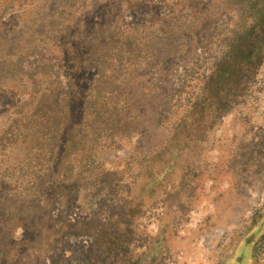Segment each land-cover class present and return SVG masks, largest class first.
<instances>
[{
	"label": "rangeland",
	"instance_id": "rangeland-1",
	"mask_svg": "<svg viewBox=\"0 0 264 264\" xmlns=\"http://www.w3.org/2000/svg\"><path fill=\"white\" fill-rule=\"evenodd\" d=\"M127 1L66 0L59 17L45 20L43 28L32 27L35 16L24 3L26 10L3 8L0 44L10 47L0 54V134L15 107L31 102L34 109L33 99L52 89L67 96L63 103L78 122L91 106L89 98L116 107L132 132L99 157L112 176L98 189L120 193L107 202L110 211L127 198L141 203L144 214L136 232L142 241L132 248L141 264H152L151 257L159 264H252V250L245 244L251 242L253 225L264 217V65L249 97L201 147L186 183L176 178L177 172L163 183L138 181L145 160L166 144L187 115L235 21L220 6L222 0H142L132 9ZM200 9L208 19L213 15L207 31L187 26L189 15ZM203 20L198 18L196 25ZM73 61L78 70L60 71V65L68 68ZM44 65L53 69H38ZM234 158L240 164H233ZM79 190L71 193L64 215L99 224V216L81 212ZM36 236L32 230L11 236L3 232L0 245L31 243ZM88 250L86 238L69 236L49 259L33 262L87 264ZM262 252L255 264H264V248Z\"/></svg>",
	"mask_w": 264,
	"mask_h": 264
},
{
	"label": "trees",
	"instance_id": "trees-1",
	"mask_svg": "<svg viewBox=\"0 0 264 264\" xmlns=\"http://www.w3.org/2000/svg\"><path fill=\"white\" fill-rule=\"evenodd\" d=\"M141 1H127V8L137 7ZM222 1L220 6L233 14L235 26L222 41L219 55L198 87L187 115L171 130L166 144L144 159L146 162L138 172V181L163 183L170 179L172 172H177L176 178L186 183V178L193 174L191 164L203 144L221 128L229 113L245 102L255 87L256 77L264 65V0ZM23 3L33 11L35 17L31 25L37 28L46 27V21L59 17L60 11L67 7L66 0H0V14L6 7L26 10L22 8ZM192 14L187 26L207 31L213 15L208 19L201 9ZM200 17L204 20L196 25ZM9 47V44H0V54ZM67 65L71 67L60 65V71L78 70L74 61ZM38 69L49 72L53 66L44 65ZM52 90L53 93L33 99L34 109L29 101L26 107L22 106L24 102L15 107L10 123L1 129L0 241L3 232L11 236L32 230L37 235L31 243L16 241L13 245H0L1 260L4 264H20L30 259L35 264L33 259H49L62 238L74 236L89 242L87 264H141L132 249L142 241L136 232L137 222L144 214L141 203L135 204L127 198L116 210L110 211L107 202L120 193L98 189L112 176H107L99 157L118 140L131 134L130 125L120 117L116 107L106 102L92 103L93 98L87 101L91 106L78 122L77 114L63 103L67 96L62 97ZM60 97L62 102H58ZM242 160L250 161L249 157ZM234 162L240 164L237 158ZM73 190H79L85 200L88 198L86 204L80 199V210L91 217L99 216V220L102 219L99 224H84L64 215V210L71 207ZM132 193L131 189L130 197ZM55 211L59 213L57 216H54ZM250 234L252 243L244 244L251 248L252 264H255L263 254L264 217L253 225ZM256 246L257 250L259 246L262 249L255 254ZM155 259L151 257L149 261L159 264Z\"/></svg>",
	"mask_w": 264,
	"mask_h": 264
}]
</instances>
